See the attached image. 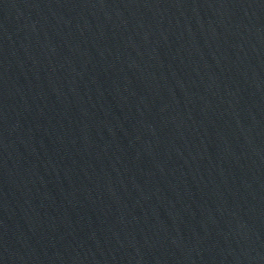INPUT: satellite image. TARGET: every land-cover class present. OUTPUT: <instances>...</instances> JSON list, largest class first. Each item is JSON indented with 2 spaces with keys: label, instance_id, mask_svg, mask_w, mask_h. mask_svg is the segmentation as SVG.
Masks as SVG:
<instances>
[{
  "label": "water",
  "instance_id": "95a60500",
  "mask_svg": "<svg viewBox=\"0 0 264 264\" xmlns=\"http://www.w3.org/2000/svg\"><path fill=\"white\" fill-rule=\"evenodd\" d=\"M112 264H264V0H100Z\"/></svg>",
  "mask_w": 264,
  "mask_h": 264
}]
</instances>
